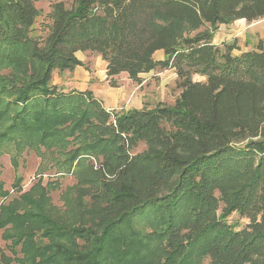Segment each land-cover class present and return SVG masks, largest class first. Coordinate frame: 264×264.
<instances>
[{"label":"trees","instance_id":"1","mask_svg":"<svg viewBox=\"0 0 264 264\" xmlns=\"http://www.w3.org/2000/svg\"><path fill=\"white\" fill-rule=\"evenodd\" d=\"M40 1L0 0V158L17 169L32 152L39 174L77 184L59 213L55 182L23 192L17 176L12 197L0 181V264H264V45L213 44L220 25L262 21L264 0L54 2L44 35ZM76 52L101 57L107 78L172 70L179 94L107 111L53 85L84 67Z\"/></svg>","mask_w":264,"mask_h":264},{"label":"rangeland","instance_id":"2","mask_svg":"<svg viewBox=\"0 0 264 264\" xmlns=\"http://www.w3.org/2000/svg\"><path fill=\"white\" fill-rule=\"evenodd\" d=\"M54 2H62L67 7L70 5V0H43L35 5L38 10H41V15L38 18L36 28L39 35L45 34V26L51 24L47 15L50 13L51 5ZM239 21V20H238ZM255 25L253 29L251 26ZM226 29L231 30L229 36V42L236 41L238 46V51L251 50L254 49L258 43L261 41L264 45V19L258 23L246 24L245 22H233V24L226 26ZM239 54V53H238ZM157 74H160L157 76ZM197 81L202 79L197 77ZM176 80V79H175ZM175 80L171 76V72L167 71H154L153 76L150 77L148 82V93L150 95L147 97V105L154 107L157 104L172 105L179 94V91L175 88ZM143 145H138L133 152L141 153L144 150ZM91 165L94 169L96 166L95 160L89 159ZM40 159L36 157L32 152L24 153L22 159L20 160L19 167L13 169L10 165V157L8 155H3L0 158V181L3 182L5 189L10 191L12 197H16V192L12 189V184L15 177L20 176L22 181L21 190L23 192L28 191L33 183L41 180L42 184L45 185L47 181L55 182L57 184V189L49 192V198L51 199V205L59 213L64 211L63 201L61 199V194L65 191L75 187L76 180L71 174L56 173L53 169L51 171H45L44 173H38V167L40 165ZM228 223L232 225H244L247 222L243 219L237 217V215H231L227 218ZM2 232L0 231V255H10L7 249V243L1 239ZM203 264H209L208 260H205Z\"/></svg>","mask_w":264,"mask_h":264},{"label":"crops","instance_id":"3","mask_svg":"<svg viewBox=\"0 0 264 264\" xmlns=\"http://www.w3.org/2000/svg\"><path fill=\"white\" fill-rule=\"evenodd\" d=\"M237 22L245 21L239 20ZM255 25L257 24L251 27L254 29ZM217 30L213 37V44L231 43L229 42L231 30L226 29L224 25H220ZM245 51L247 50H237L234 51V54ZM75 58L81 64H84V67L77 66L71 72L54 73L52 76L53 85L61 87L64 92H86L88 90L100 101L101 106L107 111H130L132 109L141 110L144 107L152 108L146 102L147 97L150 95L147 85L154 71L139 75L141 81L140 83H135L125 73H120L113 78H107V64L101 57L88 52H76ZM163 58L164 54L161 50L153 55V59L156 62H160ZM169 72H171V76L175 80L176 76L174 72L172 70H169ZM159 75L157 74V76ZM110 82L115 83V85H110Z\"/></svg>","mask_w":264,"mask_h":264},{"label":"water","instance_id":"4","mask_svg":"<svg viewBox=\"0 0 264 264\" xmlns=\"http://www.w3.org/2000/svg\"><path fill=\"white\" fill-rule=\"evenodd\" d=\"M195 78H197V77H195Z\"/></svg>","mask_w":264,"mask_h":264}]
</instances>
